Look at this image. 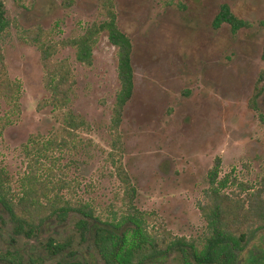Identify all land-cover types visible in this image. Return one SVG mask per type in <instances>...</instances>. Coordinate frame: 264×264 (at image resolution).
Listing matches in <instances>:
<instances>
[{
    "label": "rangeland",
    "instance_id": "rangeland-1",
    "mask_svg": "<svg viewBox=\"0 0 264 264\" xmlns=\"http://www.w3.org/2000/svg\"><path fill=\"white\" fill-rule=\"evenodd\" d=\"M0 1L9 22L0 37L6 72L21 85L15 114L0 97V170L13 189L33 172L50 173L64 180L63 192L76 200L104 214L118 211L123 191L110 157L116 143L136 190L133 204L149 216L146 231L152 235L183 237L195 245L208 235L202 206L216 166L217 180L229 176L221 192L231 200L248 207L250 198L264 199V92L256 107L251 104L264 70V0H112L119 28L133 44L134 69V91L114 131L117 48L106 34L99 37L90 67L76 61L73 48L59 47L56 58L69 60L75 78L63 111L46 102L41 53L26 35L38 30L54 42L75 37L104 18L102 0ZM223 3L249 26L236 33L227 25L214 29ZM63 112L88 124L75 133L74 147L62 127ZM68 138V147L56 146ZM0 216V222H10L5 212ZM262 223L253 222V238L239 255L245 264L258 259L264 264V228H256ZM73 224L71 217L48 222L39 240H69L74 247ZM89 264H102L95 252ZM161 264L182 260L176 254Z\"/></svg>",
    "mask_w": 264,
    "mask_h": 264
},
{
    "label": "trees",
    "instance_id": "trees-1",
    "mask_svg": "<svg viewBox=\"0 0 264 264\" xmlns=\"http://www.w3.org/2000/svg\"><path fill=\"white\" fill-rule=\"evenodd\" d=\"M174 2L175 0H169L170 4ZM101 7L104 14L101 21L91 23L83 33L66 41H50L38 30H29L26 35L33 40L41 53L44 87L48 93L46 102L53 109L63 111L69 104L75 78L69 60L56 58L59 47L73 48L76 61L90 67L99 37L106 34L110 44L117 48L119 88L112 106L110 127L114 131L119 127L124 106L134 91L133 44L129 36L119 28L112 0H102ZM8 24L5 5L0 1V37ZM261 24L264 26V21ZM222 25L229 26L232 33L249 26L226 3L220 5L212 22L214 29ZM261 59L264 61V44ZM263 92L264 70L259 73L255 82L251 98L254 107ZM20 94V83L11 80L7 75L0 47V97L10 106V114L19 110ZM61 120L63 130L71 138L74 147L75 133L84 130L88 124L71 112H63ZM8 121L7 117L6 122ZM63 139L57 147L70 145L69 138ZM56 140H48L44 146L51 147ZM112 149L111 164L115 176L121 182L123 194L118 211L112 208L109 214H104L82 200H76L72 193H64V180L53 174L37 175L33 172L20 178V188L15 190L11 186V179L0 170V211L5 212L10 220L0 222V239L8 236L6 251L2 255L0 253L5 264H43L45 259L54 260L56 264H89L94 252L102 264H161L162 260H170L176 254L180 256L182 264H238L239 255L253 238V222H263L256 228H264V199L256 195L255 198H250L248 207L231 200L221 192L227 187L229 176L217 180L216 166L209 175L208 203L202 206L208 229L203 247L198 248L194 242L183 237L150 234L146 231L149 216L133 204L136 190L121 163L120 154L116 152L118 145L112 143ZM70 217L74 222L73 231L78 237L76 246L73 247L69 240H39L46 223H65ZM0 218L3 219L1 216ZM61 255L65 257L59 259ZM258 261L259 259L251 264Z\"/></svg>",
    "mask_w": 264,
    "mask_h": 264
},
{
    "label": "flooded vegetation",
    "instance_id": "flooded-vegetation-1",
    "mask_svg": "<svg viewBox=\"0 0 264 264\" xmlns=\"http://www.w3.org/2000/svg\"><path fill=\"white\" fill-rule=\"evenodd\" d=\"M208 230V229H207ZM205 237L206 236H203V238L200 240V241H198L197 242V244H196V246L198 247V248H202L203 247V243H204V241H205ZM2 240V244H3V246H4V252L6 251V247H7V241L6 240H4V238H2L1 239ZM29 248V247H28ZM211 253H212V247H211ZM81 255V254H80ZM79 255V256H80ZM62 257H65L64 255H61L60 256V258L59 259H61ZM80 257H82V256H80ZM65 260H67V258H64ZM69 259V258H68ZM0 261H2V262H4L5 263V261H4V259L0 256ZM82 261L84 262V260L82 259ZM240 261V262H239ZM244 262L242 261V260H238V264H243ZM254 264H260V262L258 261V262H256V263H254Z\"/></svg>",
    "mask_w": 264,
    "mask_h": 264
},
{
    "label": "water",
    "instance_id": "water-1",
    "mask_svg": "<svg viewBox=\"0 0 264 264\" xmlns=\"http://www.w3.org/2000/svg\"><path fill=\"white\" fill-rule=\"evenodd\" d=\"M240 262V261H239Z\"/></svg>",
    "mask_w": 264,
    "mask_h": 264
}]
</instances>
